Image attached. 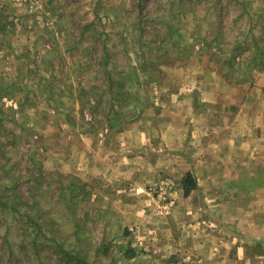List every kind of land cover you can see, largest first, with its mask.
<instances>
[{"label":"rangeland","instance_id":"obj_1","mask_svg":"<svg viewBox=\"0 0 264 264\" xmlns=\"http://www.w3.org/2000/svg\"><path fill=\"white\" fill-rule=\"evenodd\" d=\"M175 67L220 74L239 93L262 88L264 0H0V264H152L125 259L133 245L106 208L113 189L102 201L70 155L190 87L169 80ZM259 166L227 197L263 194ZM236 244L238 264H264V240Z\"/></svg>","mask_w":264,"mask_h":264},{"label":"crops","instance_id":"obj_2","mask_svg":"<svg viewBox=\"0 0 264 264\" xmlns=\"http://www.w3.org/2000/svg\"><path fill=\"white\" fill-rule=\"evenodd\" d=\"M202 70L192 79L188 68L171 69L172 83L190 87L178 96L167 91V106L138 105L136 120L110 128L82 154L72 148L73 174L93 188L103 187L102 201L107 187L113 189L106 208L117 210L127 226L133 245L128 250L135 252L132 258L124 255L127 260L238 264L242 251H231L238 240H264V201H256V194L264 199V193L248 191L242 199L225 193L233 179L251 177L257 164L264 168V83L239 93L222 75ZM256 78L264 82V70ZM67 156L63 152L62 160ZM162 171L180 179L190 172L196 186L187 195L177 188L173 210L158 216L146 186Z\"/></svg>","mask_w":264,"mask_h":264},{"label":"built area","instance_id":"obj_3","mask_svg":"<svg viewBox=\"0 0 264 264\" xmlns=\"http://www.w3.org/2000/svg\"><path fill=\"white\" fill-rule=\"evenodd\" d=\"M179 187V183L172 176L161 177L152 189L153 199L155 203V214L165 216L175 207L176 198L175 191ZM134 230V227L130 228Z\"/></svg>","mask_w":264,"mask_h":264},{"label":"trees","instance_id":"obj_4","mask_svg":"<svg viewBox=\"0 0 264 264\" xmlns=\"http://www.w3.org/2000/svg\"><path fill=\"white\" fill-rule=\"evenodd\" d=\"M181 184H182L181 187H182V189H183V194H184V195L189 194V192H190L192 189H194L195 186H196V183H195L194 177H193V175H192L190 172H187V173L183 176V178H182V180H181ZM14 208H15V207H14ZM126 250H128V249H126ZM125 255H126L127 258H132V257L135 255V252L133 251V249H132V251H131V250H128V251L125 252ZM83 263H84V262H83Z\"/></svg>","mask_w":264,"mask_h":264}]
</instances>
